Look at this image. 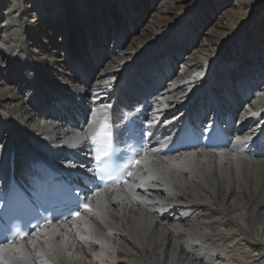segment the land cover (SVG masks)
I'll use <instances>...</instances> for the list:
<instances>
[{"label":"bare ground","instance_id":"6f19581e","mask_svg":"<svg viewBox=\"0 0 264 264\" xmlns=\"http://www.w3.org/2000/svg\"><path fill=\"white\" fill-rule=\"evenodd\" d=\"M50 177L92 211L0 264H264V0H0V200Z\"/></svg>","mask_w":264,"mask_h":264},{"label":"snow or ice","instance_id":"6c2138e0","mask_svg":"<svg viewBox=\"0 0 264 264\" xmlns=\"http://www.w3.org/2000/svg\"><path fill=\"white\" fill-rule=\"evenodd\" d=\"M107 107H111V106L109 105ZM106 127L107 126L105 125V128ZM106 135H108V133H106L104 131V129H101V131H99L98 133H96L92 137L93 143L94 144L95 143H99L102 140V138L105 137ZM250 151H251V149H250ZM103 155L104 156H108L109 153L107 151H104L103 152ZM97 159H99V157H97ZM117 159H119V158H117ZM145 161H146V155L143 158H138V159L133 160L131 166L140 165L142 163H145ZM127 175L128 176H132L133 175V172L132 171H128ZM125 183H127V181H125ZM100 191L101 190L98 189L95 193H93V195L94 196H99ZM87 199L90 201L92 199V197H87ZM83 207L85 208V210H87L89 212L92 211V207H91V204L90 203H85L83 205ZM74 216H75L76 219H79L81 217V214H80V212H76V213H74ZM51 223H52V221H46L44 226H42L41 228H38L36 231H34L32 233V236L38 238L42 234V232H43V234L45 235V237L47 239V233L44 231V229L46 228L47 225H50ZM27 235H28L27 233H23V234H20L18 237H15L14 239H24ZM81 239H83V237H81ZM37 242H38L37 239L28 241L29 244L33 245V247H35V244ZM5 251H12V252L16 253L17 255H19L20 258L26 259V257L24 256V250H23V248L22 247L14 246V244L11 241L5 247H0V254H2ZM3 264H11V262L10 261H7V260H4L3 261Z\"/></svg>","mask_w":264,"mask_h":264},{"label":"rangeland","instance_id":"374dc122","mask_svg":"<svg viewBox=\"0 0 264 264\" xmlns=\"http://www.w3.org/2000/svg\"><path fill=\"white\" fill-rule=\"evenodd\" d=\"M31 18H29V20H30ZM243 108L245 107L244 105L242 106Z\"/></svg>","mask_w":264,"mask_h":264}]
</instances>
